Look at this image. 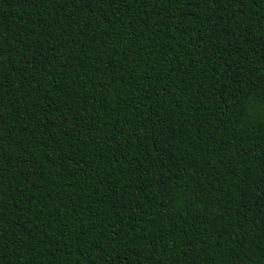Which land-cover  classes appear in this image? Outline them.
I'll return each instance as SVG.
<instances>
[{"label": "trees", "instance_id": "1", "mask_svg": "<svg viewBox=\"0 0 264 264\" xmlns=\"http://www.w3.org/2000/svg\"><path fill=\"white\" fill-rule=\"evenodd\" d=\"M264 0H0V264H264Z\"/></svg>", "mask_w": 264, "mask_h": 264}, {"label": "snow or ice", "instance_id": "2", "mask_svg": "<svg viewBox=\"0 0 264 264\" xmlns=\"http://www.w3.org/2000/svg\"><path fill=\"white\" fill-rule=\"evenodd\" d=\"M262 106H264V102H262Z\"/></svg>", "mask_w": 264, "mask_h": 264}]
</instances>
